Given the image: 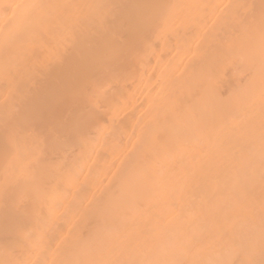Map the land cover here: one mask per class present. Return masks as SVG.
I'll return each instance as SVG.
<instances>
[{
  "label": "bare ground",
  "instance_id": "bare-ground-1",
  "mask_svg": "<svg viewBox=\"0 0 264 264\" xmlns=\"http://www.w3.org/2000/svg\"><path fill=\"white\" fill-rule=\"evenodd\" d=\"M0 264H264V0H0Z\"/></svg>",
  "mask_w": 264,
  "mask_h": 264
}]
</instances>
